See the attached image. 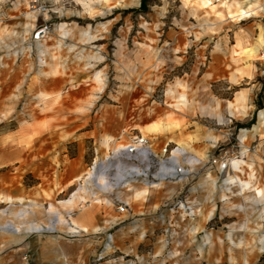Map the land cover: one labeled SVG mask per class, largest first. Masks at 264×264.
I'll use <instances>...</instances> for the list:
<instances>
[{
    "label": "rangeland",
    "instance_id": "1",
    "mask_svg": "<svg viewBox=\"0 0 264 264\" xmlns=\"http://www.w3.org/2000/svg\"><path fill=\"white\" fill-rule=\"evenodd\" d=\"M45 2L52 12L32 19L30 0H0V32L34 31L43 22L52 30L45 66L33 31L0 52V119L11 113L0 122V264L11 263L12 254L19 264H45L41 248H58L61 232H71L58 226V233L15 235L17 226L54 228L58 216L74 223L64 211L84 205L106 214L115 211L114 200L124 191L106 193L97 178L90 185L86 179L95 161L109 157L113 162L118 148H126L134 136L148 139L159 159L175 152V165L190 173L191 155L208 161L218 196L211 256L198 252L203 235L194 241L190 230L179 237L170 231L160 240L169 239V246L160 244L152 255L149 247L146 262L264 264V200L256 195L264 188V0H113L109 7L99 0ZM63 25L76 26L71 37L61 36ZM96 75L103 77V91ZM41 93L50 96L48 106L39 100ZM59 93L60 102L55 100ZM183 93L191 107H179ZM156 122L163 127L160 134L151 130ZM209 133L215 141L207 139ZM109 138L111 144L104 145ZM206 142L209 155L200 154ZM182 150L188 156L179 157ZM233 162H242L241 168L236 171ZM247 182L252 188L243 193L241 183ZM163 184L170 191L180 185ZM75 194L74 204H64ZM30 201L44 209L22 218ZM89 238L70 235L66 243L87 248ZM102 251L86 264H104Z\"/></svg>",
    "mask_w": 264,
    "mask_h": 264
},
{
    "label": "crops",
    "instance_id": "2",
    "mask_svg": "<svg viewBox=\"0 0 264 264\" xmlns=\"http://www.w3.org/2000/svg\"><path fill=\"white\" fill-rule=\"evenodd\" d=\"M208 146L209 142L201 146L200 154L209 155ZM191 158L198 160L192 155ZM124 159V195L114 200V204L118 205L116 210L106 214L101 209L85 205L71 212L66 209L65 215L75 218L74 222L79 227H74L76 234H73L74 230L61 232L58 248H41L47 261L45 264H86L89 257H98L101 249L102 256L106 257L104 264H124L127 259L137 261L135 264H149L146 262L149 247H153L152 255L160 251V244H170L169 239L160 241L163 233L173 231L179 237L186 234L192 226L198 229V235H203L204 242L210 246L213 204L218 199V196L213 195L211 164L208 161L200 165L191 163L193 172L190 173V179L180 182L177 188L170 191L163 184L164 181L160 183L156 168L152 166L147 153L140 158L129 156ZM75 196L76 194L64 204L68 205ZM120 205H125L124 213L118 211ZM80 226H85L86 230H82ZM1 231L8 232L6 229ZM70 235L78 236L79 239L83 236L90 237L86 240L88 247H72L66 243ZM178 246L181 248V245ZM16 256L17 254L10 256L9 264H19ZM31 259L30 262H35Z\"/></svg>",
    "mask_w": 264,
    "mask_h": 264
},
{
    "label": "bare ground",
    "instance_id": "3",
    "mask_svg": "<svg viewBox=\"0 0 264 264\" xmlns=\"http://www.w3.org/2000/svg\"><path fill=\"white\" fill-rule=\"evenodd\" d=\"M6 1H10V0H6ZM29 0H24L25 4L28 3ZM113 0H99L100 4L109 7L111 5V2ZM127 1V0H124ZM130 1V4H135V0H128ZM21 1L17 2V7L20 5ZM91 9V7H90ZM32 19H36L37 14H32L30 16ZM76 28V26L74 25L71 29H67L66 25L61 26V36H63L64 38H69L72 36L74 29ZM32 27H28L26 30L22 31V32H16L14 29H9V28H4L1 32H0V52H4V51H9L12 48H14L15 46H17L18 44L22 43L23 41H25L26 39V35L28 33H31ZM82 37L84 39H87L88 41L91 40L90 34L89 33H83ZM48 40V39H47ZM47 40L43 41L40 44V47H42L41 49H44L43 51V56L41 58L40 61V65L41 66H45L47 65V61L45 60V49H46V45H47ZM118 45L120 46V49H123V45L122 42H119ZM45 55V56H44ZM135 70V68H134ZM96 82L99 84V91H103L105 89L104 86V80L103 77L101 75H96L95 77ZM126 91L129 93L132 89L130 86H126ZM39 100L41 101V103L44 106H48L50 104L51 98L48 94H44L41 93L38 96ZM63 99V95L61 93H59L55 100L60 102ZM190 98L186 93H183L180 96V102H179V107L180 108H188L191 107L190 105ZM204 109V108H202ZM205 110V109H204ZM11 113H6L4 114L1 119L0 122H4L7 121L10 118ZM263 115H261V119L263 120ZM163 127L159 124V123H154L153 126L151 127V130H154L156 133L160 134V132H162ZM111 139L109 138L107 140L104 141V145L109 146L111 144ZM207 139L211 140V141H215L216 137L209 133L207 135ZM243 152H245V149H242ZM183 153L179 152V157H186L188 156L187 152L185 150H182ZM147 152H141L138 156H136V158H140L141 155H146ZM116 158L117 159H113V162H110V158L107 157L106 160L102 163H99L98 161H95L93 167L90 169V173L88 174V177L86 179V184L90 185L91 183L93 184L94 179H98V185L99 186H106L107 187V191L106 193H111V192H115L116 190H121L124 187V183H125V175H124V170H123V165L121 163V159L119 156H123V158L129 157L128 155H126L125 153V146H120L117 150V154H116ZM193 165H200L203 164L202 161H200L199 159L196 161L194 160L192 162ZM233 168L237 171L241 168L242 166V162H233L232 164ZM186 172L189 173V171L187 169H185ZM115 173L114 175L112 173ZM111 176H113V180L110 178ZM115 182V183H114ZM171 183V182H169ZM242 184V192L244 193L245 191L251 190V186L252 184L247 182V183H241ZM86 191V189H84ZM256 195L260 198V200H264V188H258L256 189ZM77 196H75L73 199H71L68 203V205H72L75 203V201L77 200ZM21 201V200H20ZM21 204V203H20ZM107 205H110V202L106 201ZM12 205V204H11ZM13 206V205H12ZM44 208L41 204L35 202V201H30L29 205H28V209L27 210H23L21 211V217L22 218H26L27 215L29 213H38V211H42ZM51 210V208H50ZM57 224L55 225L54 228H51L50 226H46L45 224H26L24 226H17L15 227V231L14 234L15 235H21L23 232H25L26 235L34 233L37 236H41L42 234L48 232L50 229L51 232H55L57 231L58 226H65L68 227L70 230H74L73 234H76V231L74 229V227H79V224H77V222L74 223H68L65 222L63 220V218L61 216H58L57 218ZM76 225V226H75ZM80 228L82 230H86V227H82L80 226ZM199 234L198 229L195 228V226H192L190 228V232L189 235H191V237H193L194 241H196V237ZM212 249L213 247L206 245V243L204 242L203 244H199L198 246V252L200 254V256H211L212 254ZM36 258H34V260H37V255L35 256ZM32 260V259H31Z\"/></svg>",
    "mask_w": 264,
    "mask_h": 264
},
{
    "label": "built area",
    "instance_id": "4",
    "mask_svg": "<svg viewBox=\"0 0 264 264\" xmlns=\"http://www.w3.org/2000/svg\"><path fill=\"white\" fill-rule=\"evenodd\" d=\"M30 4L33 14H37L38 17H45L52 12L50 5L45 2V0H30ZM51 32L52 30L50 24L48 22H43L32 32V40L35 43H42L49 38ZM141 152H147L153 167L156 162L157 165H155V168L158 169L157 176L160 181L168 183H174V181H178L180 183L184 178L190 176V172L188 173L185 171L186 168L180 167L177 164L175 165L173 161L174 159H172L176 158L174 157L175 152H171L168 158L166 157L165 160H162L159 159V156L154 153L152 145L148 139L140 136H134L130 138V143L125 148L126 155L136 158V156H138ZM167 153L168 150L166 148L164 149L163 154L166 156ZM160 169L164 171L162 173L164 178H160ZM118 211L120 213H124L126 211L125 205H120L118 207Z\"/></svg>",
    "mask_w": 264,
    "mask_h": 264
}]
</instances>
